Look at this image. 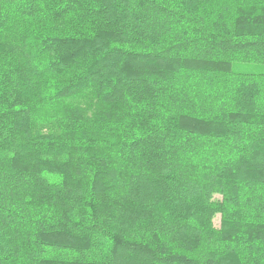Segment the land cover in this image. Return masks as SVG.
<instances>
[{
	"label": "trees",
	"instance_id": "trees-1",
	"mask_svg": "<svg viewBox=\"0 0 264 264\" xmlns=\"http://www.w3.org/2000/svg\"><path fill=\"white\" fill-rule=\"evenodd\" d=\"M239 64L264 0H0V264H264Z\"/></svg>",
	"mask_w": 264,
	"mask_h": 264
},
{
	"label": "rangeland",
	"instance_id": "rangeland-1",
	"mask_svg": "<svg viewBox=\"0 0 264 264\" xmlns=\"http://www.w3.org/2000/svg\"><path fill=\"white\" fill-rule=\"evenodd\" d=\"M235 70L239 72H248V73H258L264 72V66L253 65V64H239L235 66ZM218 199V196H215ZM213 225L215 228H219L220 217L219 215L215 216L213 219Z\"/></svg>",
	"mask_w": 264,
	"mask_h": 264
}]
</instances>
